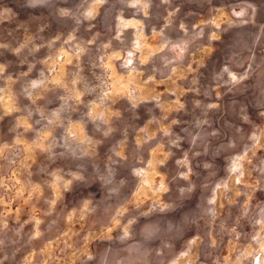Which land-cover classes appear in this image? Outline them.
I'll use <instances>...</instances> for the list:
<instances>
[{
  "label": "rangeland",
  "instance_id": "1",
  "mask_svg": "<svg viewBox=\"0 0 264 264\" xmlns=\"http://www.w3.org/2000/svg\"><path fill=\"white\" fill-rule=\"evenodd\" d=\"M0 264H264V0H0Z\"/></svg>",
  "mask_w": 264,
  "mask_h": 264
}]
</instances>
